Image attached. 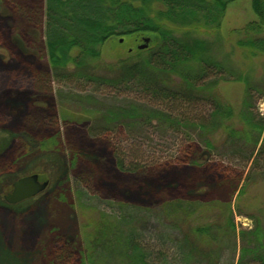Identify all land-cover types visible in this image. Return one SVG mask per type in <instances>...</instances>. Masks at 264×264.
Masks as SVG:
<instances>
[{"label": "rangeland", "instance_id": "374dc122", "mask_svg": "<svg viewBox=\"0 0 264 264\" xmlns=\"http://www.w3.org/2000/svg\"><path fill=\"white\" fill-rule=\"evenodd\" d=\"M42 1L0 0V264H64L55 258L63 249L74 255L73 264H82L89 227L112 209L136 205L156 215L162 204L177 197L197 214H176L169 220L174 225H227L234 218L237 263L244 246L239 233L255 225L264 228V132L258 146L241 148L224 133L206 142L204 130L196 128L189 138L186 132L192 131L150 121L148 115L110 123V109L164 110V103L138 86L67 79L77 69L73 66L51 71L41 15L20 12L39 10ZM250 2L230 6L218 37L205 31L194 34L210 42L223 38L215 47L217 59L243 71L248 80L221 82L216 89L233 108L231 123L241 130L247 128L241 116L248 85L258 89L252 111L264 123V55L248 64L230 35L256 21ZM123 42L101 49L90 74L115 78L121 60L133 63L144 42L125 48ZM228 54L231 62L225 60ZM208 112L210 107H200L194 114L199 118ZM34 175L48 183L47 189L8 204L5 196L14 183ZM162 228L155 223L140 230L156 237ZM222 238L223 244L230 242L228 236ZM222 255L223 264L232 259L228 250Z\"/></svg>", "mask_w": 264, "mask_h": 264}, {"label": "trees", "instance_id": "16d2710c", "mask_svg": "<svg viewBox=\"0 0 264 264\" xmlns=\"http://www.w3.org/2000/svg\"><path fill=\"white\" fill-rule=\"evenodd\" d=\"M240 1L43 0L39 10L20 12L41 15L40 26H43L44 48L51 71L60 73L73 66L77 69L67 79L77 78L98 86H138L164 103V110H143L137 106L118 112L110 109L106 114L110 123L114 119L123 123L132 117L148 115L150 121L192 131L191 135L186 132L189 138L199 128L204 130L200 132L207 136L206 142L224 133L236 142L235 147L240 143L241 148H251L258 146L259 136L264 132V123L252 111L258 89L248 85L241 116L247 128L243 130L231 123L233 108L216 91L221 82L245 81L247 84L248 81L243 71L238 72L223 60L219 61L215 48L223 43V38L216 37L222 31L230 6ZM250 3L256 21L230 33L236 37L234 44L248 64L252 63L250 58L264 55V0ZM204 31L215 35L216 41L194 36ZM145 38L150 39L148 48L140 50L141 45L138 46L133 63L121 60L115 78L90 74L92 62L100 59L101 49L106 45L116 48L118 41H124L125 48ZM229 55L232 56L228 54L225 60L231 62ZM200 107H210L211 112L197 118L194 112ZM183 110L190 112L183 114ZM207 147L214 149L211 143ZM250 159L253 154L247 157ZM256 164L257 161L255 167ZM112 210L100 223L89 227L82 264H223L224 250L232 256L227 264H264L262 225L239 233L244 246L236 263L238 233L233 217L227 225H174L169 220L176 214L188 218L197 214L192 205L178 197L172 203L162 204L156 215L136 205H122ZM155 223L163 227L156 237L140 230L142 225ZM174 234H179L178 238ZM227 236L230 242L223 244L220 238ZM55 258L58 263L74 262V255L65 249Z\"/></svg>", "mask_w": 264, "mask_h": 264}, {"label": "water", "instance_id": "95a60500", "mask_svg": "<svg viewBox=\"0 0 264 264\" xmlns=\"http://www.w3.org/2000/svg\"><path fill=\"white\" fill-rule=\"evenodd\" d=\"M144 44L139 47L140 50L148 48L149 38L143 40ZM48 187L47 182H40L39 177L29 176L22 178L14 183L13 191L5 196V200L10 205H16L26 200L32 199L45 191Z\"/></svg>", "mask_w": 264, "mask_h": 264}, {"label": "flooded vegetation", "instance_id": "af4514ba", "mask_svg": "<svg viewBox=\"0 0 264 264\" xmlns=\"http://www.w3.org/2000/svg\"><path fill=\"white\" fill-rule=\"evenodd\" d=\"M11 193V192H10Z\"/></svg>", "mask_w": 264, "mask_h": 264}]
</instances>
